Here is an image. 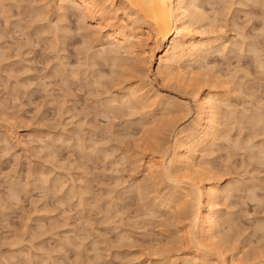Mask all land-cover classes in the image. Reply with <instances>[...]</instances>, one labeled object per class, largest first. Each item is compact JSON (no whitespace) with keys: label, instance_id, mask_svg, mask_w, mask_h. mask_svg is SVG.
I'll list each match as a JSON object with an SVG mask.
<instances>
[{"label":"rangeland","instance_id":"1","mask_svg":"<svg viewBox=\"0 0 264 264\" xmlns=\"http://www.w3.org/2000/svg\"><path fill=\"white\" fill-rule=\"evenodd\" d=\"M58 2L0 0V264H181L194 249L183 241L190 216L171 198L185 186L151 179L147 159L174 161L208 88L228 103L217 140L191 155L197 184L226 186L209 243L229 264H264V0H196L206 19L195 27L224 45L171 81L143 54L146 26L132 32L134 54L113 62L105 26ZM117 13L115 25L132 26ZM129 66L143 101L124 106Z\"/></svg>","mask_w":264,"mask_h":264},{"label":"bare ground","instance_id":"2","mask_svg":"<svg viewBox=\"0 0 264 264\" xmlns=\"http://www.w3.org/2000/svg\"><path fill=\"white\" fill-rule=\"evenodd\" d=\"M58 1L63 3V5L61 6L62 8H64V7H68V8L71 7L72 8V4H73V7H75L74 5H76V7L73 9L75 10L78 7V9H77L78 12L80 10L81 13L84 15V16L81 15L82 19L85 16L87 17V14H88V16L92 15L94 18V21L98 22L100 25L105 26V28L109 32L108 37L106 36V38H108L110 45H111V48L108 50L109 51L108 53L114 55V56L111 55V57L112 56L114 57V58H112V59H114L113 62H116V60H118L117 58L120 59L122 57V55L120 57V56H118L120 54H118V55L116 54L117 50H120V52L122 50H128L130 52V54H134V51L136 50V46L138 47V45L133 42L134 40L132 41V38H131L132 32L135 31L134 30L135 28L139 29L142 27V25L146 26V30H145L146 34H147V36H149L151 38L153 45L151 46L149 51L145 50L143 52V54L150 55V60L153 59L154 56L158 57L157 58V62H158L157 71H158L159 75L163 78V80H167V81L170 80L171 81V79H174L173 77L176 76L177 74L182 75L183 74V72L181 73L182 64H184L186 61H194L193 63H196L195 62L196 60H199L204 55H206V54L208 55L212 51H214V49H213L214 46L218 47V46L224 45L223 43L218 42V40L217 41L212 40L207 35L208 34L207 32H206V36L204 34L205 32H203V35H202L201 33L204 30H201V27H200L201 32L198 33L200 30H199V28H196L197 26L195 27V25L198 24L199 21H202L203 18H205L204 17L205 14L197 6L196 0H58ZM60 2H58V3H60ZM114 6L115 7L118 6V7L116 9L112 10V8ZM59 9H61V8L59 7ZM66 9H63V10L66 11ZM63 10H62V12H63ZM118 10H122L124 12L125 17L128 20V21L126 20L127 23H129L130 25L132 24V26H130V27L127 25L121 26V24H119V23H118L119 25L114 24L115 23L114 16ZM113 13H114V15H113ZM115 20H116V18H115ZM126 21H125V23H126ZM116 23H117V21H116ZM199 24H201V22ZM131 27H133V29H131ZM127 29H129V30H127ZM197 34H201L202 37H200L201 35H197ZM54 36H56V35L54 34ZM173 36H176V39H174ZM62 40H63V38H62ZM104 40H106V39H104ZM226 46L227 45L225 44V50H226ZM114 47H115V49H114ZM110 54H108L107 56L110 57L109 56ZM115 54H116V56H115ZM90 57H92V56L90 55ZM110 58H108V59L110 60ZM120 61L121 60H119L118 62H120ZM120 63H122V61ZM113 64L116 65V63H113ZM112 67H114V66L112 65ZM134 68L135 67H133V66L132 67L129 66L126 70L124 69L123 74H126V75L128 74L129 75V81H130L129 88H126V89H129V91H128L129 93L127 92L128 95L125 94L126 98H127V101H126L127 103L124 102L126 99L125 97H124L125 99H123L124 101H122L123 102L122 104L124 106H125V104H128V103H130V104L133 103L135 105L137 102L142 100V99H140L141 98L140 94L142 92V87H143L144 81H142V84H140V81L142 79H140V77L138 76L140 81H139V83L136 82L137 76L135 77L134 75L135 74L137 75V73L136 72L134 73V70H136ZM200 69H202V68H200ZM116 70H118V69H116ZM176 72H177V74H176ZM73 74L74 73H72V75ZM126 75H124L125 79L128 77V76L126 77ZM177 76H179V75H177ZM73 77H75V76L73 75ZM126 80H128V78ZM129 81H126V82H129ZM114 83H115V81H114ZM98 84H99V82H98ZM65 86H66V84H65ZM94 86H96V85H94ZM100 87H102V86H100ZM113 95H115V94H113ZM222 96H224V95H222ZM225 99H226V97H225ZM114 103H117V102H114ZM226 103L227 102H225L224 98L219 97L217 93H212L210 91V89L208 88L197 99V104H198L197 108L199 110L198 112H199V116H200V118H198V119H201L202 123L200 125H198L197 127H195L194 129H191L190 131H187L185 133L184 132L180 133L178 135L177 139L175 138V140H176V143H175L176 144V150L175 151L178 150V152L174 156L175 157L174 161L173 160H172L173 162L170 161L168 165L163 166L161 168V166H159L160 164L158 165L153 158L149 157L147 159V165H148V169L150 171V175H151L150 178L151 179L153 178L154 180H156L158 178L157 175L161 173V174H163V176H166L171 182H173V184L175 183L178 185L181 184V185L185 186V188L180 189L181 192L178 195L173 196L171 198V203L174 206H176L175 209L178 211L179 210L182 211V213L180 214L181 217L185 216V215L190 216V218H189L190 223L188 225L189 230H187L188 232L186 231V233H184L185 231H183V234H185L183 237V241L185 242L186 245H189V246L192 245L194 247V249L187 254L185 253L181 264H196V263H200V264H229L226 260V257L228 255L226 253L227 248L226 247H224L226 249H224L223 247L222 248H220V247L219 248L218 247L213 248L214 246L212 247L211 246L212 244L210 245V243H209L210 241L212 243L214 241H216L214 239L222 231L220 229L222 227L221 224L224 223V221L222 222V217H221L222 214L220 216L221 211H219L220 209L218 210L217 208H218L220 200L223 201V199H222L223 195L225 196V194H226L225 193V191H226L225 187L226 186L225 187L222 186V184L219 183L220 181L215 183V182H211L209 179H207V181L209 180V182H206V180H205L204 182L200 181L201 184H197L194 181L195 180L194 177L192 178L189 174L191 171L193 172V170L196 168L195 160L193 158L194 156H191V155H193L192 152H197L198 151V149H196L197 147L198 148L200 147V149H201V147L205 148V147L211 146L210 144H214L213 141L217 140V136L220 133L221 124L224 122L222 118H225V116H226V113L222 111L223 106ZM113 105H116V104H113ZM227 105H228V103H227ZM229 105H231V104H229ZM110 107H108V108H110ZM169 107H171V106H169ZM124 108L122 110H124ZM129 108H130V106H129ZM229 108H230V106H229ZM163 109H165V108H163ZM111 110H112V113H114L113 111H115L117 113V109L113 110V108H112ZM122 110H120L119 113ZM172 110L174 111V109H171L168 107L165 109V111L168 112L169 114L173 113ZM222 113H224V114L222 115ZM227 118L228 117L226 116L225 120H227ZM258 118L261 119V116ZM258 126H259V124H258ZM222 128H223V126H222ZM222 132L223 131H221V133ZM218 139H220V138H218ZM260 148H261V146H260ZM194 149H196V150H194ZM173 167L174 168L176 167V170L181 172V173H184V175H182V174H181L182 176L175 175L174 174L175 172L174 171L172 172V170H171ZM160 169H161V171H160ZM197 171H198V169H197ZM192 174L194 175V173H192ZM199 174H200V172H199ZM169 211H171V207L167 209V212H169ZM183 218H185V217H183ZM212 251L215 252V259L209 261L208 260L209 258L207 259V254L211 253ZM212 256L214 257V255H212ZM237 261L238 260L231 258V264H237ZM256 261H255V263H252V264H259Z\"/></svg>","mask_w":264,"mask_h":264}]
</instances>
